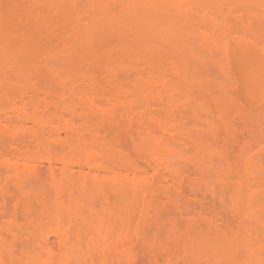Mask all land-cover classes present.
I'll use <instances>...</instances> for the list:
<instances>
[{"label": "rangeland", "instance_id": "1", "mask_svg": "<svg viewBox=\"0 0 264 264\" xmlns=\"http://www.w3.org/2000/svg\"><path fill=\"white\" fill-rule=\"evenodd\" d=\"M13 1L21 3L15 5ZM143 1L146 0H0V36L3 38L0 39V79L7 81L3 80L6 84L0 81L4 86L3 90L0 85V102L4 99L0 105L9 106L11 101L5 97L12 96L10 99L16 102L14 105L18 103L19 106L30 98L32 82L20 76L26 71L23 59L55 63L57 59L55 65L71 77H64L66 82L56 81L55 86V81L41 79L44 81L40 80L39 86L52 83V89L60 95L72 93L77 104H82L85 99L84 108L89 112L95 111L91 117L96 122L103 120L99 125L106 123L110 133L106 126H100L99 137L90 131L82 134L86 138L78 135L85 139V144L93 138L96 147L102 138L103 143L110 141L108 145L101 143L109 146H106L110 148L106 151L108 158L106 155L104 158L106 161L111 159L110 165L113 163L109 165L113 167L109 172L100 169L99 174L107 175V183L101 179L105 185V190H102L101 180L94 182L98 168L95 167L92 177L93 168L88 166L93 159L86 162L87 166L79 161L90 157L91 149L89 152L85 150L88 145L82 143L84 150L75 154L77 158L81 157L77 163L69 157L68 151L61 153L70 146L82 149L80 145H74L75 131L74 134L71 132L72 144L51 143L56 154L58 151L61 153L57 158H52L44 148L46 152L32 151L29 152L32 156L27 158L24 152L19 153L13 147L5 150L0 145V164H3L0 166V213L6 211L0 216V226L4 222L0 227H3L2 234L8 237L6 241L9 244L20 232L22 236L11 242L15 245V252L31 251L28 255H34L40 264L49 260L48 264H264V0H148L146 2L150 5L144 19L127 12L129 3L136 6ZM160 5L165 11L159 8ZM65 18L68 22L63 20ZM77 19H83V22L78 20L77 24ZM17 20L21 23H16ZM9 24H13L11 26L15 29L8 27ZM36 24L38 30L41 27L43 31L34 28ZM45 29L48 30L47 35ZM26 34V37H32L31 40L25 37ZM36 41L40 45L38 48L44 46V49L36 50ZM68 45L70 48H66ZM33 51L37 52L36 55ZM27 85L29 89L23 90L28 88ZM1 93L6 94L5 97ZM92 105H97V108L93 106V109ZM108 112L113 113L109 115ZM138 114L140 117L137 118ZM80 120L78 118L76 122L80 123ZM104 120L107 121L104 123ZM27 125L32 126V121L29 120ZM1 134L0 127V138ZM119 134L122 140L119 136L117 141ZM9 135L7 137L13 136L11 140L17 144L19 135L14 134L16 138ZM57 136L54 134L53 138ZM68 136L63 130L58 138L64 137V140ZM31 138L26 139L30 142ZM114 144H117L116 148ZM33 156H37L35 161ZM118 162L131 167L129 174H125L127 170L125 172V167L121 168ZM29 164L34 166V172H31ZM57 166L64 171H59ZM72 168L75 174L71 176ZM88 169H91V176ZM75 170L83 176H90L92 182L84 177L86 182L83 184ZM60 173L64 177L63 183L74 176L73 184L67 182L73 191L70 189L68 192V188L62 190ZM109 174L122 180L109 181ZM20 179L26 181L22 183ZM51 180L56 182L52 181L51 185ZM86 185L91 188L87 189ZM55 187H60L62 192L58 188L61 193H57ZM32 188L36 199L43 195L39 201L30 196ZM86 189L95 190V194H90L93 191L88 194ZM79 190L81 194L85 193V197L77 196ZM104 191L106 194L102 193ZM37 192L42 194L39 196ZM88 195L92 196L88 198ZM50 196L52 199L48 206ZM80 197L83 200L77 202ZM99 197L100 200L105 197L107 201H99ZM94 198L95 202H91ZM56 201L62 202L60 205L66 201V204L56 206ZM109 201L110 204L107 203ZM8 204L10 206L7 207ZM27 204L31 206L25 212L28 217L23 212ZM44 206L49 208L45 210ZM15 209L20 220L17 215L16 221L13 220ZM10 214L13 219L8 217ZM15 222L20 224L17 229L14 228ZM4 227L14 232L10 234ZM1 238L0 245L4 242ZM59 245H62L61 249ZM27 253L20 257L22 263L17 260L19 264L26 260L32 264L35 262Z\"/></svg>", "mask_w": 264, "mask_h": 264}, {"label": "bare ground", "instance_id": "2", "mask_svg": "<svg viewBox=\"0 0 264 264\" xmlns=\"http://www.w3.org/2000/svg\"><path fill=\"white\" fill-rule=\"evenodd\" d=\"M8 1V0H7ZM10 1V0H9ZM39 1H41V0H39ZM146 1H148V0H146ZM144 2L143 4H139V5H136L135 6V4H133V3H129L128 5H129V8L131 9H129L128 8V11L127 12H130L131 14L132 13H134L133 15H137L138 14V16L139 17H141V20L142 19H144V16H146L145 14L147 13V8H149V5L150 4H148L147 2ZM152 1H154V0H152ZM162 1V0H161ZM160 1V2H161ZM17 2H19V1H17ZM108 2V1H107ZM148 2H151V0L150 1H148ZM164 2V1H163ZM13 3H14V1H13ZM19 3H21V2H19ZM19 3H16V1H15V5L16 4H19ZM108 3H110V2H108ZM140 3V2H139ZM155 3V2H154ZM158 3V2H157ZM165 3V2H164ZM24 4H25V2H24ZM30 4V3H29ZM32 4H33V2H32ZM138 4V3H137ZM158 4H160V3H158ZM166 4V3H165ZM132 5H133V8H132ZM141 5V6H140ZM161 5H163V3L161 2ZM161 5H160V7L159 8H162V10H164V7H161ZM40 6H43V5H40ZM127 6V5H126ZM140 6V7H139ZM154 6V8H155V5H153ZM21 7V6H20ZM23 7H24V5H23ZM31 7H33V6H31ZM110 7V5L108 6V8ZM139 7V8H138ZM151 7H152V5H151ZM166 7V6H165ZM16 8V7H15ZM25 8H26V6H25ZM153 9V8H152ZM177 9V8H176ZM18 10V9H17ZM12 11H16V10H12ZM37 11H39V10H37ZM41 11V14L43 13L42 12V10H40ZM79 11V10H78ZM109 11V10H108ZM165 11V10H164ZM4 12V11H3ZM36 12V11H35ZM46 12H48V11H46ZM45 12V13H46ZM70 12V11H69ZM68 12V13H69ZM81 12V11H80ZM125 12V11H124ZM126 12V13H127ZM179 13H181V10H179L178 11ZM0 13H2L1 11H0ZM22 13H26V12H22ZM33 13V12H32ZM48 13H51L50 11L48 12ZM63 13V12H62ZM82 13V12H81ZM130 13H128V14H130ZM152 13V12H151ZM185 13V12H184ZM10 14V13H9ZM15 14H17V13H15ZM67 14V13H66ZM150 14V13H149ZM154 14V13H153ZM157 14H158V12H157ZM182 14V13H181ZM22 14H21V12H20V16H21ZM47 15V14H46ZM51 15V14H50ZM62 15V14H61ZM60 15V16H61ZM81 15V14H80ZM79 15V16H80ZM83 15H84V12H83ZM126 15V14H125ZM3 16H4V13H3ZM10 16V15H9ZM13 16H15L14 14H13ZM23 16V15H22ZM78 16V15H77ZM78 16V17H79ZM85 16H86V13H85ZM128 16V15H127ZM151 16H152V14H151ZM155 16V15H154ZM158 16H160V15H158ZM182 16V15H181ZM11 17V16H10ZM17 17H19L18 16V14H17ZM24 17H26L27 18V15L25 16L24 15ZM39 17H41V15H39ZM39 17H36V18H38V19H40ZM73 17V16H72ZM82 17V16H81ZM129 17H131L130 15H129ZM133 17H135V16H133ZM143 17V18H142ZM147 17V16H146ZM153 17V16H152ZM151 17V18H152ZM156 17V16H155ZM184 17H186V16H184ZM59 18V17H58ZM70 18V17H69ZM83 18H84V16H83ZM187 18V17H186ZM3 19V18H2ZM15 19L16 18H14L13 20L15 21ZM45 19V18H44ZM43 19V20H44ZM67 18H65V19H63L64 21L66 20ZM81 19V18H80ZM80 19H77L76 21V23L78 24L79 23V21H80ZM139 20H140V18H138ZM148 19V18H147ZM158 19V18H157ZM157 19H155V20H157ZM12 20V19H11ZM21 20H22V18H21ZM41 20H42V18H41ZM68 20V19H67ZM66 20V21H67ZM79 20V21H78ZM151 20V19H150ZM153 20H154V18H153ZM24 21V20H23ZM22 21V22H23ZM65 21V22H66ZM69 21H70V19H69ZM73 21V20H72ZM187 21V20H186ZM4 22V21H3ZM19 22V20H17V22L16 23H18ZM41 22V21H40ZM39 22V23H40ZM68 22V21H67ZM71 22V21H70ZM80 22H83V19L80 21ZM85 22V21H84ZM150 22H152V21H150ZM158 22H159V20H158ZM185 22V21H184ZM190 22V20H188V23ZM19 23H21V22H19ZM24 23V22H23ZM38 23V22H37ZM38 23V24H39ZM142 23H145L144 22V20H143V22ZM161 23V22H160ZM25 24V23H24ZM27 24V23H26ZM71 24V23H70ZM150 24V23H149ZM153 24V23H152ZM191 24V23H190ZM4 25V24H3ZM11 25H13V24H11ZM10 24H9V26L8 27H10L11 26ZM30 25V24H29ZM66 25V24H65ZM68 25V24H67ZM66 25V26H67ZM72 25V24H71ZM74 25V24H73ZM144 25V24H143ZM154 25V24H153ZM6 27H7V25H5ZM26 26H28V25H26ZM32 26V25H31ZM87 26V25H86ZM5 27V28H6ZM12 27V26H11ZM38 26H37V24H36V27H34V28H37ZM67 27H69V26H67ZM71 27V26H70ZM181 27H184V25H182ZM191 27V26H190ZM28 28H30L29 30H32L31 29V27H28ZM39 28V27H38ZM38 28H37V30H38ZM146 28V27H145ZM159 28V27H158ZM8 29V28H7ZM12 29H15V28H13L12 27ZM157 29V28H156ZM9 30V29H8ZM42 29H41V27H40V29L38 30V31H41ZM46 30V29H45ZM152 30V29H151ZM43 31V30H42ZM47 31L48 30H46V31H44L45 32V34L47 33ZM154 32V31H153ZM11 33V32H10ZM29 33V32H28ZM37 33V32H36ZM36 33H34V35H36ZM40 33H43V32H40ZM15 34V33H14ZM24 34V33H23ZM30 34V33H29ZM28 34V35H29ZM33 34V32L30 34V35H32ZM44 34V35H45ZM1 35V34H0ZM11 34H9V36H10ZM17 35V34H16ZM29 35V37H26L27 36V34L25 35V37L28 39V40H31V36ZM39 35V34H38ZM41 35V34H40ZM40 35H39V37H40ZM43 35V36H44ZM47 35V34H46ZM45 35V37H47ZM2 36V35H1ZM0 36V37H1ZM5 36V35H4ZM21 36V35H20ZM49 36V35H48ZM8 37V36H7ZM38 37V36H37ZM34 38H35V36H34ZM0 39H2L3 40V38L1 37ZM9 39H10V37H9ZM13 39V38H12ZM16 39V38H15ZM19 39H21L22 40V36L19 38ZM38 39V38H37ZM2 40H0L1 42H2ZM7 40V39H6ZM14 40V39H13ZM35 40H36V38H35ZM18 41V40H17ZM25 41V40H24ZM50 40H48V42H49ZM5 42V41H4ZM19 42V41H18ZM21 43H22V41H20ZM21 43H19V44H21ZM29 43V42H28ZM32 43V42H31ZM37 43V41L36 42H34V44H36ZM30 44V43H29ZM33 44V43H32ZM37 44H39V42L37 43ZM36 44V46H37V48H35L36 50H40V48H42L43 47V49H44V46H41L40 48H38V46H40V45H37ZM41 44V43H40ZM2 45V44H1ZM9 45V44H8ZM12 45V44H11ZM44 45V44H43ZM48 45V44H47ZM70 45V44H69ZM69 45L68 46H66V48L68 47V48H70L69 47ZM5 46V45H4ZM13 46V45H12ZM14 46H18V44H16L15 45V43H14ZM20 46V45H19ZM35 46V47H36ZM71 46V45H70ZM1 47V46H0ZM25 47V46H24ZM50 48H52V46L50 45L49 46ZM2 48H3V46H2ZM10 48V47H9ZM22 48V47H21ZM49 48V49H50ZM73 48V47H72ZM71 48V49H72ZM74 48H76L75 46H74ZM4 49H6V48H4ZM11 49V48H10ZM34 49V50H35ZM46 50H48V49H46ZM67 50H70V49H67ZM77 50V49H76ZM71 51V50H70ZM70 51H68L67 53H69ZM73 51V50H72ZM22 52V51H21ZM29 52H30V49H29ZM33 52H35V51H33ZM51 52V51H50ZM73 52H75V50L73 51ZM72 52V53H73ZM36 53L37 52H35V53H33V54H35L36 55ZM40 53V52H39ZM56 53H58V52H56ZM62 53V52H61ZM71 53V54H72ZM32 54V55H33ZM63 54H65V53H63ZM75 54H77V53H74V55ZM50 55V54H49ZM56 55V54H55ZM51 56V55H50ZM77 56V55H76ZM34 57V56H33ZM4 58V57H3ZM51 58V57H50ZM49 58V59H50ZM55 58V57H54ZM72 57H70V59H71ZM45 59V58H44ZM67 59V58H66ZM3 60V59H2ZM8 60V59H7ZM38 59H36L35 60V58L34 59H23V62L26 64L25 66V69H26V71L24 70L21 74H20V76H21V78L22 77H24V78H26L27 80H29L30 82H32V86L30 87V88H32L31 89V94L29 95V99H25L24 100V103H23V105L22 106H19L18 105V103L17 104H15L14 105V103H16L15 101H12L10 98H13L10 94H7V93H9L8 91V89H9V85L6 87L7 88V90L8 91H6L5 93L9 96H11V97H5L4 95H6V94H4V93H1V95L3 94V96L5 97V99H8V102L9 101H11L10 102V104H12V105H10L9 103V106L7 105H0L1 107L2 106H4V108L3 109H1V111H0V127H1V131H2V134H1V138H0V145L2 146V149H9V148H11V147H13V148H15L17 151H19V153L21 152H24L25 154H26V156H27V158H29L28 156H32V155H30V153L29 152H32V151H41V150H43V148H44V150L46 149V151L47 152H49L52 156V158L54 157V158H57L58 157V155H59V157H60V155H61V153L63 154L64 153V151H68V155H69V157L71 156V158H72V160L74 159V160H76V161H74V162H79L80 161V163H81V165H82V161H83V165H86L87 166V161L89 162V161H92L91 159H93V161H92V163H90L89 162V165L88 166H91V169L93 168V172L94 173H92V177H93V175L95 174V167L96 168H98V173H96V174H98L99 176H97L96 174H95V180H94V182L95 181H97L98 180V182L102 179V178H104L103 180L106 182L107 180H106V178H105V175L103 174V173H100L99 174V172H100V169L102 168V170L104 171V170H108V172L110 171V169L112 168L113 169V167H109V165H110V162H111V159H109V161L107 160L106 161V159L108 158L107 156H108V154L106 155V151H107V149H110V148H107V147H109V146H107L108 145V143L107 142H110V141H107V142H105L106 141V138H104V142L105 143H103L102 142V139H100L101 140V142L103 143V144H107V145H103L101 142H97L99 145H98V147H96V146H94L95 144H94V142L92 141L93 140V138H92V140H90L91 142H93V143H90V141H88L87 140V144H85L86 143V141H85V139L84 140H82V138L81 137H79V135L81 134V136H82V134L83 133H85V131H86V133L84 134V135H86L87 133H89V131H90V134L92 133V134H94V135H100L101 133H99L100 132V126H106L105 124V122L107 121H105L104 120V123L105 124H102V125H99L100 124V122L102 123V121H99V120H97L98 122H96V121H94V119L91 117V115H93V113L95 112V111H93L92 112V110H91V112H89V110H87L86 108H84V105H83V103L85 102L86 103V101H84L85 99L83 98V100H82V104H81V106H79L80 104H77V102L75 101V100H73L74 99V97L71 95V94H69L70 92H68V94L67 95H64L63 93H61L62 95H60V93H57L56 92V90H54V89H52V87H51V85H52V83H51V85H49V84H46L45 86H43V84H42V86L43 87H41V86H39L40 85V80L41 79H44V80H48V81H55L54 83H53V85L56 83V81L58 82V80L61 82V81H65V78H67V77H71V74H69V75H67V73H63L62 71L63 70H59V67L60 66H56L55 64L56 63H58L57 62V59H56V63L54 62V61H49V60H47L46 62H43V61H37ZM42 60V59H41ZM53 60V59H52ZM12 61V60H11ZM61 62H62V59L60 60ZM9 62V61H8ZM41 62H43V63H41ZM54 62V63H53ZM60 62V64H62ZM65 63H63V65H64ZM66 65V64H65ZM20 66V65H19ZM28 67V68H27ZM4 69V68H3ZM18 69V68H17ZM21 69V68H20ZM60 69H61V67H60ZM5 70V69H4ZM9 72H11V70L9 71ZM27 72V73H26ZM1 73V72H0ZM17 73V72H16ZM10 74H12V73H10ZM65 74L67 75V76H65ZM1 76V75H0ZM75 77H76V75H74ZM65 77V78H64ZM88 77H90V76H88ZM1 78V77H0ZM3 79V78H2ZM4 81H6V79H3ZM3 80H1L0 79V81H3ZM23 80V79H22ZM44 80H41L42 82L44 81ZM70 80V79H69ZM3 81V82H4ZM9 81V80H8ZM39 81V84L37 85V82ZM10 82V81H9ZM66 82V81H65ZM5 83V82H4ZM6 83H7V81H6ZM5 83V84H6ZM10 83H12L13 84V81L11 80V82ZM10 83H8V84H10ZM23 83V82H22ZM27 83V82H26ZM48 83H50V82H48ZM59 83V82H58ZM62 83V82H61ZM12 84H10V85H12ZM25 84V83H24ZM64 84V83H63ZM62 84V85H63ZM0 85H2L3 86V84H1V82H0ZM26 85V84H25ZM47 85H48V87H47ZM13 86V85H12ZM55 86V85H54ZM59 86V85H58ZM26 87H28V85L26 86ZM11 88V87H10ZM12 88H14V86L12 87ZM65 88V87H64ZM1 89H2V87H1ZM24 89H29V87L28 88H23V90ZM62 89V88H61ZM3 90H4V86H3ZM65 90H66V88H65ZM65 90H62V91H64L65 92ZM84 90V89H83ZM30 91V90H29ZM68 91V90H67ZM28 92V90L26 91V93ZM42 93V95H40ZM23 94H25V91L23 92ZM66 94V93H65ZM64 95V96H63ZM74 95V94H73ZM77 95V94H76ZM76 95H74V96H76ZM80 95V94H79ZM15 96H16V94H15ZM67 96H68V98L70 97V99H68L67 98ZM3 97V98H4ZM16 98H17V96H16ZM67 98V99H66ZM82 98V97H81ZM10 99V100H9ZM17 100V99H16ZM3 101H4V99H3ZM3 101H1L0 103L2 104V102ZM7 101V100H6ZM79 101V100H78ZM84 101V102H83ZM80 102V101H79ZM84 103V104H85ZM18 105V106H17ZM42 105V107H40ZM77 105L80 107V109L78 110L77 109ZM82 105H83V107H82ZM130 105H131V103H130ZM94 105H92V107H93ZM97 105H95L94 107H96ZM87 107V106H86ZM94 107H93V109H94ZM131 107V106H130ZM97 108V107H96ZM109 108V107H108ZM107 108V109H108ZM148 108V107H147ZM150 108V107H149ZM89 109V108H88ZM92 109V108H91ZM129 109V108H128ZM137 109V108H136ZM100 110V109H99ZM142 110H144V109H142ZM150 110H151V108H150ZM128 111V110H127ZM129 111H130V109H129ZM128 111V112H129ZM138 111V110H137ZM140 112H141V110H139ZM149 111V110H148ZM153 111V110H152ZM127 112V113H128ZM144 112V111H143ZM109 113V115H110V113L111 112H108ZM108 113L106 114V115H108ZM113 113V112H112ZM112 113H111V115H112ZM124 113H126V111L124 112ZM126 113V114H127ZM145 113V112H144ZM146 113H147V110H146ZM151 113V112H150ZM67 114H70V115H67ZM91 114V115H90ZM135 114V113H134ZM99 115V114H98ZM130 115V114H129ZM140 114H138L137 115V118L138 117H140L139 116ZM117 116V115H116ZM136 116V115H135ZM83 119L82 120V122H81V120H80V123L79 122H76L77 121V119ZM97 118V117H96ZM98 118H100L99 116H98ZM104 118V117H103ZM106 118V117H105ZM136 118V117H135ZM143 118V117H142ZM142 118H140L141 120H142ZM113 119V118H112ZM139 119V120H140ZM32 121V123H33V125L32 126H28L27 125V122L28 121ZM143 120H144V118H143ZM149 121H152V120H149ZM154 121V120H153ZM144 122V121H143ZM108 124H109V121L107 122ZM147 123V122H146ZM145 124V123H144ZM117 125H119V124H117ZM121 125H122V122H121ZM123 126V125H122ZM122 126H121V128H122ZM109 127V126H108ZM106 129H107V126H106ZM108 129H110V128H108ZM107 129V130H108ZM120 129V128H119ZM66 131V133H68L69 134V136L67 137V138H65L64 140H63V138L64 137H62V139L60 138H58V136L60 135V132L61 131ZM93 132H92V131ZM103 130H105V127H104V129ZM122 130H124V129H122ZM130 130V129H129ZM15 131V132H14ZM19 132V133H17V132ZM75 131V134H76V136H78L77 138H78V140H77V138H76V136H75V141H76V143H74V145L75 144H77V145H80V148H82V149H78L76 146H70V147H67L66 149H64V150H62V152L60 153L59 151H58V153L56 154V152L54 151V147L51 145V143L53 144V143H58V144H60V145H64L65 146V144H72V143H70L71 142V140H72V135L74 134L73 132ZM112 131H114V129L112 130ZM12 132H13V134H12ZM73 134H72V133ZM95 132V133H94ZM107 132V131H106ZM126 132V131H125ZM124 132V133H125ZM108 133H110V130H108ZM112 133H114V132H112ZM16 135V134H18L19 136H18V139H16L18 142H17V144H15L16 143V141L15 142H13L11 139H13L12 137L11 138H9V137H7L8 135ZM54 134L57 136V137H55V138H53V136H54ZM79 134V135H78ZM102 134H104V133H102ZM126 134L128 135V132H126ZM132 134V133H131ZM9 135V136H10ZM15 135H14V137H15ZM83 135V136H84ZM106 135H108V134H106ZM105 135V136H106ZM82 136V137H83ZM92 136V135H91ZM96 136V137H97ZM101 136V135H100ZM104 135H102V137H103ZM111 136H112V134H111ZM119 136H121V138H120V140H122V135L121 134H119V135H117L116 136V140H117V138L119 137ZM128 136H130V135H128ZM29 138V137H32L30 140V142H28L27 140L28 139H26V138ZM85 137V136H84ZM88 137V136H87ZM95 137V138H96ZM99 137V136H98ZM124 137V136H123ZM131 137V136H130ZM16 138V137H15ZM58 138V139H57ZM80 138H81V140L82 141H79L80 140ZM86 138V137H85ZM107 138H110L109 137V135L107 136ZM125 138V137H124ZM97 140H99L98 138H96ZM95 139V140H96ZM114 139V138H113ZM126 139V138H125ZM129 139V138H128ZM109 140V139H108ZM127 140V139H126ZM125 140V141H126ZM118 141V140H117ZM128 141V140H127ZM130 142H131V140H129ZM134 141H135V139H134ZM134 141H133V143H134ZM78 142V143H77ZM81 143V144H80ZM82 143H83V145H88V146H85V150L87 151V152H89L90 151V149H91V151H90V157L88 156V154L86 155V151L84 152L85 153V155L86 156H88V159L86 160L85 159V161H84V159H81V157H78V158H80L81 160H79L78 158H77V156L75 155V154H78L79 152H81V151H83L84 149V147H82ZM96 143V142H95ZM118 143V142H117ZM121 143H123V142H121ZM90 144V145H89ZM100 144H101V146H100ZM110 144V143H109ZM125 144V143H124ZM23 145H26V147H24ZM32 145L34 146L33 148H32ZM115 145V148L117 147V144H114ZM122 145V144H121ZM126 145V144H125ZM135 145V144H134ZM105 146V147H104ZM107 146V147H106ZM86 147H88V148H86ZM78 149V150H76V149ZM90 148V149H89ZM114 148V147H113ZM73 149H75V152L74 151H72ZM88 149V150H87ZM43 150V151H44ZM111 150H113V149H111ZM117 150V149H116ZM116 150H114L113 152H115ZM46 151H44V152H46ZM54 151V152H53ZM69 151H70V154H69ZM72 151V152H71ZM118 151V150H117ZM8 152V151H7ZM108 152H110V153H112V151H109L108 150ZM9 153V152H8ZM72 153H73V155H72ZM82 153V152H81ZM80 153V154H81ZM23 154V153H22ZM55 154L57 155V156H55ZM47 155H48V153H47ZM66 155V154H65ZM75 155V156H74ZM105 155H106V157H105ZM11 156V155H10ZM17 157H19L20 158V160L22 159L20 156H18V155H16ZM25 156V157H26ZM83 156H84V154H83ZM114 156V158H116L115 156H116V154L115 155H113ZM16 157V158H17ZM24 157V158H25ZM34 157V161L36 160V158H37V156L35 157V156H33ZM49 157H50V155H49ZM64 157V155L63 156H61V158H63ZM66 157V156H65ZM74 157V158H73ZM106 159H105V158ZM27 158H25L24 160H28ZM52 158H50V160L52 159ZM60 158V159H61ZM42 159V158H41ZM41 159L40 160H37V161H41ZM79 161H78V160ZM103 159H105V160H103ZM13 160H15V159H13ZM23 160V161H24ZM31 160V159H30ZM66 160V159H65ZM116 160V159H115ZM5 161V160H4ZM18 161V160H17ZM59 161V160H58ZM106 161V162H105ZM114 161V160H113ZM117 161V160H116ZM1 162V161H0ZM21 162V161H20ZM52 161H50V163H51ZM57 162V161H56ZM108 162V164H105V163H107ZM3 163V162H2ZM9 163H11V162H9ZM8 163V164H9ZM24 163V162H23ZM29 163V162H28ZM53 163V162H52ZM85 163V164H84ZM22 164V163H21ZM32 164H33V162H32ZM55 164V163H54ZM113 163H111V165H112ZM117 164H119V165H121L119 162L117 163ZM3 166V164H0V166ZM34 165V164H33ZM33 165H28V166H30L29 168H32V171L31 172H34L33 171V169H35V168H33L34 166ZM70 165H71V163H70ZM110 165V166H111ZM42 167L44 166V165H41ZM54 166H56V165H54ZM64 166H65V164H64ZM122 166H124L125 168H123L124 170H125V172H126V170H127V173H125V174H129V170H131L128 166L129 165H121V168H122ZM157 166V165H156ZM21 167V166H20ZM40 166H38L37 168H39ZM41 167V168H42ZM49 167H51L50 165H49ZM74 167V166H73ZM85 167V166H84ZM127 167V168H126ZM138 167V166H137ZM27 168V170H28V167H26ZM40 168V169H41ZM57 168H58V166H57ZM62 168V167H61ZM59 169V171H61V172H63L64 170H63V168L62 169ZM157 168V167H156ZM53 169V168H52ZM58 169H56V171L58 170ZM91 169H88L89 170V175L91 176V174H90V170ZM135 169L138 171L139 169H137L136 168V166H135ZM65 170H66V166H65ZM79 171H80V169H78ZM78 170H75V172H77ZM83 170H84V168H83ZM16 171V170H15ZM55 171V172H56ZM71 171H73V172H71ZM78 171V173L80 174V172ZM119 171H121V169L119 170ZM135 171V170H134ZM30 172V171H29ZM37 172V171H36ZM50 172H51V169H50ZM55 172L53 171V173L55 174ZM58 172V171H57ZM124 172V171H123ZM122 172V173H123ZM136 172V171H135ZM2 173V172H1ZM0 173V175H2ZM41 173V172H40ZM52 173V175H51V177H53L54 176V174ZM70 173V174H69ZM69 173H67V175L69 174V175H73V173H74V169L72 168V169H70V172ZM78 173H76L77 175H79ZM82 173H84V172H82ZM86 174H87V172H85ZM112 174H113V172H111ZM122 173H121V175H122ZM137 173V172H136ZM135 173V174H136ZM18 173H16V175H17ZM28 174H30V173H28ZM36 174V173H35ZM39 174V173H38ZM49 174H51V173H49ZM61 174V173H60ZM75 174V173H74ZM103 174V175H102ZM4 175V174H3ZM15 175V176H16ZM41 175V174H40ZM39 175V176H40ZM18 176V175H17ZM16 176V177H17ZM32 176H33V174H32ZM49 176V175H48ZM56 176V175H55ZM89 176V177H90ZM104 176V177H103ZM107 176V175H106ZM111 175L109 174L108 175V177H110ZM3 177V176H2ZM34 177H36V175L34 176ZM60 177H62V174H61V176ZM60 177L58 176V179H60ZM74 177V176H73ZM73 177H71V179H70V181H65L64 183H63V178L64 177H62L60 180H62V183L61 182H59L60 183V187L62 188V190L63 189H66V188H68L67 189V191L69 192V191H73L74 189H72V186H69L71 183L73 184ZM78 177V176H77ZM76 177V178H77ZM83 179L84 177H86L85 178V180H90L89 179V177L88 176H83L82 174H80L79 175V179H81V178ZM87 177H88V179H87ZM107 177V178H108ZM112 177V178H111ZM110 178H108L109 179V181H114V180H116V182L117 181H120V180H122L121 178H123L124 177V173H123V175L121 176V178L119 179V180H117V178L116 179H114L115 177H113V176H111ZM5 178V177H4ZM19 178V176L17 177V179ZM40 178V177H39ZM43 178H45V177H43ZM50 178V176L48 177V179ZM91 178V177H90ZM100 178V179H99ZM14 179V178H13ZM52 179H54L55 180V178L53 177ZM78 179V178H77ZM76 179V180H77ZM78 179V180H79ZM82 179H81V181H82ZM111 179V180H110ZM5 180H7V179H5ZM15 180H16V178H15ZM40 180H42V179H40ZM54 180H51V185L54 183V182H56V181H54ZM57 180V179H56ZM59 180V181H60ZM72 180V181H71ZM75 180V181H76ZM19 181H21V179L19 180ZM23 181H26V180H22L21 182L23 183ZM52 181H54L53 183H52ZM80 181V182H81ZM1 182V181H0ZM20 182V183H21ZM67 182H69L70 184L69 185H67L68 183ZM86 182V181H85ZM84 182V179H83V181H82V183L84 184L85 183ZM92 181L90 180V183H91ZM101 182H103L102 180L100 181V183ZM115 182V181H114ZM4 183V182H3ZM5 183H7L6 181H5ZM19 183V182H18ZM19 183V185H22V183L20 184ZM27 183V182H26ZM26 183H24V184H26ZM42 183V182H41ZM107 183V182H106ZM14 184H16V182H14ZM50 184V183H49ZM56 184V183H55ZM62 184V185H61ZM97 184H99V183H97ZM96 184V185H97ZM109 184V183H108ZM5 185V184H4ZM7 185V184H6ZM12 185H13V183H12ZM11 185V186H12ZM16 185H18V184H16ZM28 185V184H27ZM31 185H32V183H31ZM57 186H58V181H57V184H56ZM65 185H67V186H65ZM87 185H89V184H87ZM87 185H86V188H87ZM92 184H90V186H91ZM101 185H103V187L101 186ZM101 189L103 190L104 189V184L103 183H101ZM89 186V188H91ZM93 186H95V185H93ZM109 186V185H108ZM19 187V186H18ZM23 187V186H22ZM60 187H58L60 190H61V188ZM70 187V188H69ZM98 187V186H97ZM96 187V188H97ZM107 187V186H106ZM16 188H17V186H16ZM56 188V187H55ZM58 188H56V191L58 190ZM89 188H87V189H89ZM93 188V187H92ZM24 189V188H23ZM71 189V190H70ZM87 189H86V191H87ZM108 189H109V187H108ZM60 190H58L57 191V193H61L62 192V190H61V192H60ZM77 190V189H76ZM80 190H82V189H80ZM79 190V193L81 192ZM105 190V189H104ZM107 190V189H106ZM32 191H33V188H32V190H29V192L32 194ZM78 191V190H77ZM89 191V190H88ZM87 191V192H88ZM91 191H93V189H91L89 192H88V194L91 192ZM66 192V191H65ZM95 192V190L92 192V193H90V194H95L94 193ZM107 192H109V191H107ZM3 193V192H2ZM38 194H39V192H37ZM78 193V195L77 196H82V197H85V193H84V190L82 191V193H84V194H79ZM103 194L105 193L106 194V192L104 191V192H102ZM37 194V195H38ZM40 194H42V193H40ZM40 194H39V196H40ZM63 194V193H62ZM65 194H67V195H69L68 193H65ZM97 194V193H96ZM99 194H101V192L99 193ZM7 195V194H6ZM30 195V194H29ZM34 195V196H33ZM66 195V196H67ZM74 195V194H73ZM108 195H109V193H108ZM31 197H35L34 199H36V193L35 194H32V195H30ZM43 196V195H42ZM42 196H40V197H42ZM87 196V195H86ZM92 196V195H91ZM90 195H88V198L89 197H91ZM96 196V195H95ZM100 196V195H99ZM103 196H106V195H103ZM1 197V196H0ZM3 197H5V196H3ZM7 197V196H6ZM39 197V198H40ZM51 197V196H50ZM101 197V196H100ZM100 197H99V201H101L102 199H105L106 200V198L104 197V198H101V200H100ZM118 197V196H117ZM18 198V197H17ZM30 198V197H29ZM39 198L38 199H36V201H39ZM68 198L70 199V197L68 196ZM67 198V199H68ZM76 198V197H75ZM81 198V197H80ZM78 199L77 200V202L78 201H80V200H83L82 198L81 199ZM32 199V198H31ZM44 199V198H43ZM49 199V198H48ZM47 199V200H48ZM51 199H52V197L49 199V201L47 202L48 203V206H49V202L51 201ZM86 199V198H85ZM12 200V199H11ZM46 200V199H45ZM90 200V199H89ZM95 198H94V201H91V202H95ZM44 201V200H43ZM43 201H42V203H43ZM59 201V200H58ZM70 201H71V199H70ZM88 200H86V202H87ZM107 201V200H106ZM12 202V201H11ZM57 202V201H56ZM64 202H66V201H64ZM63 202V204L62 205H60L61 203L60 202H57V203H55V205L57 206V204H59V206H63V205H65L66 203H64ZM81 202V201H80ZM100 203H102V202H100ZM108 204H110V201L109 202H107ZM12 204V203H11ZM15 204H16V202H15ZM51 204V203H50ZM71 204V203H70ZM39 205H41V202H40V204ZM43 205V204H42ZM47 204H45V206H46ZM52 205V204H51ZM103 205H104V203H103ZM6 206V205H5ZM8 206H10L9 204L7 205V207ZM13 206V205H12ZM12 206H11V210H12ZM44 206V207H45ZM58 206V207H59ZM15 207V206H14ZM23 207V206H22ZM26 207V208H25ZM24 208L25 209H23V212H24V214H25V216L26 217H28L27 215H26V213H27V211L28 210H30V207L31 206H29L28 204L25 206ZM76 207V206H75ZM78 207V206H77ZM10 208V207H9ZM9 208H8V210H9ZM17 208V207H16ZM46 208H49V207H45V210H46ZM52 208V206H50V210H52L51 209ZM65 208H67V207H65L64 206V209ZM7 209V208H6ZM22 209V208H21ZM2 210L4 211L5 209L4 208H2ZM7 210V211H8ZM18 210H20V209H18ZM25 210V211H24ZM2 211V212H3ZM13 211V210H12ZM16 209L14 210V212L13 213H15V216H14V219L11 217V214H10V216H8V217H11L13 220H15L16 221V215H17V213L16 212H18V211H16ZM21 211V210H20ZM64 211V210H63ZM0 212H1V210H0ZM26 212V213H25ZM73 212H76V211H73ZM5 213H6V211H5ZM5 213H0V216L1 215H3V214H5ZM9 213H11V212H9ZM65 213H66V211H65ZM67 213H69V211H68V209H67ZM18 214H21V212H19ZM23 214V213H22ZM21 214V215H22ZM70 214V213H69ZM79 214V213H78ZM71 215H72V213H71ZM7 216V215H6ZM25 216H22L23 218L25 217ZM73 216V215H72ZM77 217H78V215H76ZM4 217H5V215H4ZM17 217H18V219H19V215H17ZM21 217V218H22ZM25 217V218H26ZM33 217H34V215H33ZM69 217H71V216H69ZM73 217H75V215L73 216ZM10 218V219H11ZM22 218V219H23ZM37 218V217H36ZM11 219V220H12ZM21 219V220H22ZM33 219H35V218H33ZM10 220V221H11ZM13 220L11 221V222H13ZM20 220V219H19ZM24 220V219H23ZM22 220V221H23ZM71 220H73V219H71ZM84 220V219H83ZM86 220V219H85ZM2 221V220H1ZM4 221H7V220H4ZM9 221V222H10ZM18 221V220H17ZM21 221V222H22ZM78 221V220H77ZM25 222V221H24ZM27 222V221H26ZM36 222V221H35ZM4 223V222H3ZM3 223H1V226H2V224ZM17 222H15V224H16ZM19 223H20V221H19ZM19 223H17L16 225L18 226V225H20ZM23 223V222H22ZM37 223V222H36ZM74 223H76V221L74 222ZM6 224V223H5ZM11 224H13V223H11ZM11 224H10V226H11ZM26 224V223H25ZM31 224H34L33 222H31ZM16 225H14L15 227V229H17V228H19L20 226H16ZM0 226V227H1ZM3 226H6V225H3ZM35 226V225H34ZM33 226V227H34ZM8 227V226H7ZM7 227H4V229L6 230L7 229ZM25 227V226H24ZM31 227V226H30ZM3 228V227H2ZM2 228H0V230H1V234H0V236L3 238H1V242H3L2 243V245H0V246H2L1 248H0V264H19V262L21 261L20 259L22 258L21 256L23 255L24 256V253H27L26 252V250H24V251H22V253L19 255V254H17L16 252H15V245H12V244H14V243H11V242H14L13 241V239L14 238H12V240H11V242L8 244V242L6 241V238H8V237H4L3 236V234H2ZM9 228H11V227H9ZM7 231H10L11 233L10 234H12L13 232H14V230H10V229H7ZM7 231H6V233H7ZM21 231H22V229H21ZM4 233V232H3ZM16 233H17V231H15V235H16ZM19 233V235H17L18 236V239L22 236V234H21V236H20V232H18ZM22 233V232H21ZM67 234H68V232H66ZM9 234V233H8ZM78 234H79V232H78ZM14 235V236H15ZM66 235V234H65ZM13 236V237H14ZM17 236H15V239L17 238ZM27 236V235H26ZM26 236H23V237H26ZM49 236V235H48ZM48 236H45L46 238L48 237ZM69 236H70V233H69ZM68 235L66 236V238H67V240H69V237ZM33 237V236H32ZM28 237H26V239H27ZM40 238V237H39ZM42 238H44L43 236H42ZM45 238V239H46ZM14 239V240H15ZM8 240V239H7ZM66 240V241H67ZM27 241H29V240H27ZM36 241H39V240H36ZM43 241H44V239H43ZM46 241V240H45ZM44 241V242H45ZM20 242V241H19ZM23 242H25V240H23ZM15 243H17V245H18V241L17 242H15ZM21 243V242H20ZM40 243V242H39ZM25 244H26V242H25ZM25 244H22V245H25ZM41 244V243H40ZM70 244V243H69ZM9 245V246H8ZM17 245H16V248H17ZM35 245H37V244H35ZM21 246V245H20ZM26 246V245H25ZM60 246H62V245H59V247ZM27 249V251H28V248H26V247H23V249ZM30 248V247H29ZM34 249V248H33ZM59 249H61V247L59 248ZM70 249H71V246H70ZM22 250V249H21ZM35 250V249H34ZM47 250V249H46ZM65 250V249H64ZM51 251H52V249H51ZM62 251V250H61ZM20 252V251H19ZM39 252V251H38ZM41 252H43V251H41ZM28 253L30 254L31 253V251L29 252L28 251ZM28 253L26 254V255H28ZM33 253V252H32ZM45 253V252H44ZM69 253V252H68ZM67 253V254H68ZM70 253H72V251L70 250ZM35 254V253H34ZM33 254H31V256H32ZM29 256V258H32V260L34 261L35 260V262L33 263V264H35V263H39L40 264V261L38 262V260H36V259H34V255L32 256V257H30V255H28ZM21 257V258H20ZM36 257V256H35ZM23 258H25V257H23ZM38 259V258H37ZM17 260H20V261H17ZM23 260V259H22ZM40 260V259H39ZM24 261V260H23ZM27 261V260H26ZM26 261H24V263L23 264H30L28 261L26 262ZM41 261H43V260H41ZM50 261V260H49ZM49 261H44V263L43 264H45V262H47L46 264H48V262ZM51 262H52V260H51ZM20 263H22V261L20 262ZM32 264V263H31ZM41 264H42V262H41Z\"/></svg>", "mask_w": 264, "mask_h": 264}]
</instances>
